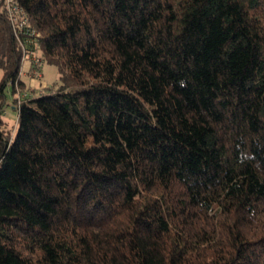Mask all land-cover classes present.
<instances>
[{"label": "trees", "instance_id": "trees-1", "mask_svg": "<svg viewBox=\"0 0 264 264\" xmlns=\"http://www.w3.org/2000/svg\"><path fill=\"white\" fill-rule=\"evenodd\" d=\"M15 1L0 264H264V0Z\"/></svg>", "mask_w": 264, "mask_h": 264}, {"label": "rangeland", "instance_id": "rangeland-1", "mask_svg": "<svg viewBox=\"0 0 264 264\" xmlns=\"http://www.w3.org/2000/svg\"><path fill=\"white\" fill-rule=\"evenodd\" d=\"M41 52L38 51L37 56H40ZM37 75L32 77L31 72L33 68L31 62L28 58L21 61L20 64V79L24 82V87H35L40 90L46 86L58 85L60 83L59 72L55 65L49 63L47 60H42L38 63ZM2 70L0 69V80H1ZM5 94V105L3 118L6 122L7 128L10 130L15 129L16 125V110L13 106V98L16 94L11 93L9 84L4 89ZM12 117V118H10Z\"/></svg>", "mask_w": 264, "mask_h": 264}, {"label": "built area", "instance_id": "built-area-1", "mask_svg": "<svg viewBox=\"0 0 264 264\" xmlns=\"http://www.w3.org/2000/svg\"><path fill=\"white\" fill-rule=\"evenodd\" d=\"M6 9L9 15V18L12 22V25L14 26V31L21 32L25 27L28 25V17L25 11L18 5V3L15 0H5ZM28 58V55L23 54V59ZM32 59L33 63V71L31 72L32 77L37 75V66L39 63V59L36 56L30 57ZM16 87V97L18 100H21L23 97L27 95L26 91L20 90L17 86Z\"/></svg>", "mask_w": 264, "mask_h": 264}]
</instances>
